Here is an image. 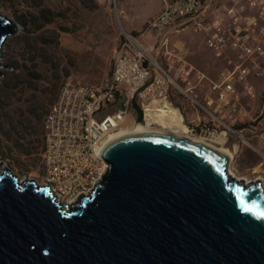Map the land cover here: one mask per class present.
I'll use <instances>...</instances> for the list:
<instances>
[{
    "label": "water",
    "instance_id": "95a60500",
    "mask_svg": "<svg viewBox=\"0 0 264 264\" xmlns=\"http://www.w3.org/2000/svg\"><path fill=\"white\" fill-rule=\"evenodd\" d=\"M16 30L0 14V59ZM100 156L106 173L71 205L0 173V264H264V189L231 178L227 154L147 130Z\"/></svg>",
    "mask_w": 264,
    "mask_h": 264
},
{
    "label": "built area",
    "instance_id": "2783aa9c",
    "mask_svg": "<svg viewBox=\"0 0 264 264\" xmlns=\"http://www.w3.org/2000/svg\"><path fill=\"white\" fill-rule=\"evenodd\" d=\"M185 29L200 35L214 59L225 64L215 78L185 64L172 76L152 56L167 54L170 36ZM262 75L264 0H171L139 37L123 33L110 80L61 83L42 122L44 186L64 205L89 195L107 171L100 153L110 137L127 126L158 130L153 118L174 109L179 97L203 116L189 120L186 136L213 145L234 140V152L239 142L264 141V98L250 82Z\"/></svg>",
    "mask_w": 264,
    "mask_h": 264
},
{
    "label": "rangeland",
    "instance_id": "374dc122",
    "mask_svg": "<svg viewBox=\"0 0 264 264\" xmlns=\"http://www.w3.org/2000/svg\"><path fill=\"white\" fill-rule=\"evenodd\" d=\"M170 1L0 0V14L17 26L3 45L0 59L1 65L8 66L0 67V173L8 170L19 181L33 180L44 186L41 124L61 83L67 78L82 84L110 80L123 33L139 37L147 22ZM47 20L51 22L45 23ZM167 50V54H151L172 76L182 64L204 71L210 78L225 67L214 59L202 37L189 29L173 33ZM13 67H17L14 74L27 73L30 79L10 90ZM250 82L262 100L264 75L251 77ZM247 103L243 98L242 104ZM29 106L42 108L43 114L35 122L36 132L29 138L32 143L27 148L16 144L9 133L12 117ZM221 142L209 145L230 154L228 173L245 183H259L264 189V141L253 139L249 143L252 146L239 142L235 152L234 140ZM253 144L261 151L254 150Z\"/></svg>",
    "mask_w": 264,
    "mask_h": 264
},
{
    "label": "trees",
    "instance_id": "16d2710c",
    "mask_svg": "<svg viewBox=\"0 0 264 264\" xmlns=\"http://www.w3.org/2000/svg\"><path fill=\"white\" fill-rule=\"evenodd\" d=\"M51 20H47L45 23H50ZM17 71V67H13L11 74L12 77L9 80L12 84L9 85L10 90L16 89L19 85H22L25 83V81H28L29 74H14V72ZM33 85V84H30ZM34 87V86H30ZM59 91V90H58ZM15 93V92H14ZM58 95V93H57ZM56 95V97H57ZM56 97L54 101L56 100ZM53 101V102H54ZM49 108V107H48ZM47 111V110H46ZM46 113V112H45ZM42 108L38 109L34 106H29L25 108L24 110H20L17 113V117H12L11 125L12 130H10L9 135H14L13 141H15L16 144H18L20 147H24L26 145L27 148L31 145L32 141L29 139L33 135H35V122L40 121L42 118ZM45 115V114H44ZM44 117V116H43ZM43 122V119H42ZM41 130H42V149L44 145V132H43V126L41 124ZM28 139V140H27ZM25 140L27 142L25 143ZM41 149V153H42ZM29 151V150H26Z\"/></svg>",
    "mask_w": 264,
    "mask_h": 264
},
{
    "label": "crops",
    "instance_id": "0c3cea01",
    "mask_svg": "<svg viewBox=\"0 0 264 264\" xmlns=\"http://www.w3.org/2000/svg\"><path fill=\"white\" fill-rule=\"evenodd\" d=\"M174 110L176 116L181 118L180 123L177 120L176 122L172 120L168 125L159 126L156 129L186 136L189 120L196 117H203L201 113L197 114V112L192 110L186 99L182 100L180 97L175 100ZM169 121L170 119L167 122Z\"/></svg>",
    "mask_w": 264,
    "mask_h": 264
},
{
    "label": "bare ground",
    "instance_id": "6f19581e",
    "mask_svg": "<svg viewBox=\"0 0 264 264\" xmlns=\"http://www.w3.org/2000/svg\"><path fill=\"white\" fill-rule=\"evenodd\" d=\"M156 117V118H155ZM154 118H153V120L154 121H156V122H158L161 126H165V125H168V123H171V121L172 120H175L174 122H176V120L180 123V121H181V118L180 117H177L176 116V112H175V110L174 109H171V110H169L168 112H164L163 114H161V115H157V116H155ZM168 119H170V121L169 122H167L168 121ZM129 128L130 127H126L123 131H121L120 133H117L116 135H114V136H111L110 137V140L111 139H113V138H116V137H119V136H123V135H125V134H129V133H139V132H144V131H146V129H142L139 125L136 127V128H134V129H132L131 131H128L129 130ZM196 141H198V142H203V141H201V140H199V139H195ZM211 146V145H210ZM211 147H213V146H211ZM214 149H216L217 151H219V152H222V153H224V154H227L228 155V157L230 158V154L229 153H227V151L226 150H223V149H217V148H215V147H213ZM229 170V169H228ZM229 175H230V177L231 178H233V179H235L233 176L234 175H232V173L229 171V173H228ZM237 179V178H236ZM235 179V180H236ZM40 186H43V185H40ZM58 200V199H57Z\"/></svg>",
    "mask_w": 264,
    "mask_h": 264
}]
</instances>
